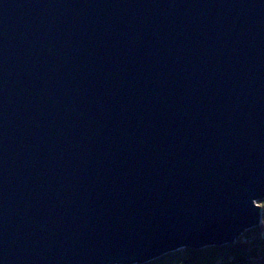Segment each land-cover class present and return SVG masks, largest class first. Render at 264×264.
Listing matches in <instances>:
<instances>
[{"label": "water", "instance_id": "95a60500", "mask_svg": "<svg viewBox=\"0 0 264 264\" xmlns=\"http://www.w3.org/2000/svg\"><path fill=\"white\" fill-rule=\"evenodd\" d=\"M264 0H0V264H144L262 223Z\"/></svg>", "mask_w": 264, "mask_h": 264}, {"label": "trees", "instance_id": "16d2710c", "mask_svg": "<svg viewBox=\"0 0 264 264\" xmlns=\"http://www.w3.org/2000/svg\"><path fill=\"white\" fill-rule=\"evenodd\" d=\"M262 224L246 231L234 244L181 249L144 264H264V200Z\"/></svg>", "mask_w": 264, "mask_h": 264}, {"label": "rangeland", "instance_id": "374dc122", "mask_svg": "<svg viewBox=\"0 0 264 264\" xmlns=\"http://www.w3.org/2000/svg\"><path fill=\"white\" fill-rule=\"evenodd\" d=\"M261 201H262V200H261ZM257 204L260 205L259 202H257ZM260 206H261V205H260ZM261 224H262V223H261ZM185 249H186V248H185ZM187 249H189V248H187Z\"/></svg>", "mask_w": 264, "mask_h": 264}, {"label": "bare ground", "instance_id": "6f19581e", "mask_svg": "<svg viewBox=\"0 0 264 264\" xmlns=\"http://www.w3.org/2000/svg\"><path fill=\"white\" fill-rule=\"evenodd\" d=\"M244 233H245V232H244ZM244 233H243V234H244ZM152 261H153V260H152ZM149 262H150V261H149ZM147 263H148V262H147Z\"/></svg>", "mask_w": 264, "mask_h": 264}]
</instances>
